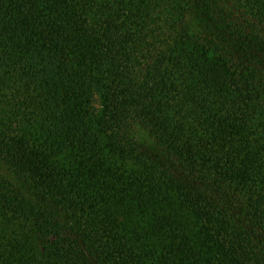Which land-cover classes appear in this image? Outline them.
Here are the masks:
<instances>
[{"label":"trees","instance_id":"obj_1","mask_svg":"<svg viewBox=\"0 0 264 264\" xmlns=\"http://www.w3.org/2000/svg\"><path fill=\"white\" fill-rule=\"evenodd\" d=\"M0 264H264V0H0Z\"/></svg>","mask_w":264,"mask_h":264},{"label":"rangeland","instance_id":"obj_2","mask_svg":"<svg viewBox=\"0 0 264 264\" xmlns=\"http://www.w3.org/2000/svg\"><path fill=\"white\" fill-rule=\"evenodd\" d=\"M133 134L140 141H147L149 139L147 132L143 129V127H141L139 125H134Z\"/></svg>","mask_w":264,"mask_h":264}]
</instances>
